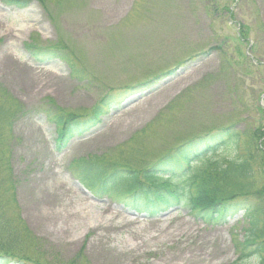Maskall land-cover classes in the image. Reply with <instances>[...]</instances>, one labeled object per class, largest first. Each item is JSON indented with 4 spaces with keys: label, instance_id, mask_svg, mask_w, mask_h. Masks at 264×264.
<instances>
[{
    "label": "rangeland",
    "instance_id": "374dc122",
    "mask_svg": "<svg viewBox=\"0 0 264 264\" xmlns=\"http://www.w3.org/2000/svg\"><path fill=\"white\" fill-rule=\"evenodd\" d=\"M263 24L264 0H34L23 9L0 0V87L23 108L2 132L9 167L0 164V187L13 180L20 215L43 240L48 260L238 259L241 214L222 226H207L182 207L150 218L94 196L71 167L82 157L129 148L135 136L133 146L141 145L151 163L208 130L264 123L258 109L264 106ZM28 45L41 51L31 54ZM45 48L62 52L45 60L37 54ZM64 55L84 70L81 78L71 75ZM109 96L104 113L58 147L55 114L89 118Z\"/></svg>",
    "mask_w": 264,
    "mask_h": 264
},
{
    "label": "trees",
    "instance_id": "16d2710c",
    "mask_svg": "<svg viewBox=\"0 0 264 264\" xmlns=\"http://www.w3.org/2000/svg\"><path fill=\"white\" fill-rule=\"evenodd\" d=\"M4 1L23 9L34 0ZM35 1L45 4V0ZM240 28L238 40L244 42L248 37L247 27ZM261 29L264 31V24ZM26 49L31 54L41 51L30 45ZM45 49L47 53L37 52L40 57L47 56L45 60L62 52L56 48ZM62 58L71 75L81 78L84 70L71 57ZM109 99L110 96L102 99L89 118L62 111L55 114L52 122L58 127V147H65L89 123H94L104 113ZM258 109L264 115V109ZM22 110L20 103L9 99L0 87V164L4 162L6 167H9V138L2 132L10 129ZM161 122L163 118L155 123ZM240 123L233 122L194 136L151 163L142 154L141 145L133 146L138 141L135 136L129 148L79 158L73 162L71 171L94 196L107 197L149 217L182 207L197 221L222 226L241 214L245 233L242 239H235L239 256L231 264H243L250 259L264 264V123L257 119L239 130ZM12 182L0 187V264H54L44 255L43 240L22 219Z\"/></svg>",
    "mask_w": 264,
    "mask_h": 264
},
{
    "label": "bare ground",
    "instance_id": "6f19581e",
    "mask_svg": "<svg viewBox=\"0 0 264 264\" xmlns=\"http://www.w3.org/2000/svg\"><path fill=\"white\" fill-rule=\"evenodd\" d=\"M168 89H170V88H168Z\"/></svg>",
    "mask_w": 264,
    "mask_h": 264
}]
</instances>
